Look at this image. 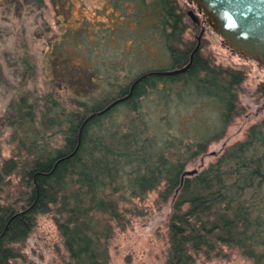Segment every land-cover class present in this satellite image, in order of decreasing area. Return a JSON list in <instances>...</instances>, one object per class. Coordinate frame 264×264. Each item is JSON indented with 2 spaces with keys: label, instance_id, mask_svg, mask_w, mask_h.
<instances>
[{
  "label": "trees",
  "instance_id": "16d2710c",
  "mask_svg": "<svg viewBox=\"0 0 264 264\" xmlns=\"http://www.w3.org/2000/svg\"><path fill=\"white\" fill-rule=\"evenodd\" d=\"M110 4L114 24L101 27L96 41L86 43L85 59L78 62L74 56L75 40L89 37L86 30L68 31L48 53L51 68L73 93V107L66 109L51 92L43 103L22 93L9 104L12 115L4 116L3 126L16 146L0 161V264H15L17 244L33 231L37 216L48 212L63 238L66 264H109V238L123 220L120 202L160 186L163 200L172 198L165 264H194L201 257L224 254L225 248L264 264V116L208 166L186 168L210 140L223 136L239 112L245 72L216 64L199 47L184 71L137 80L150 71L183 68L197 42L184 43L186 26L178 0ZM131 20L147 23V34L160 38L166 56L158 66L133 71L137 61L102 54L113 44L110 40L125 39ZM22 62L24 70L34 69L27 57ZM121 68L129 73L122 75ZM1 76L0 63V85ZM93 84L114 89L89 103ZM257 92L264 95V83ZM195 103L213 107L217 123L185 140L191 132L174 134L170 113L177 104ZM55 134L61 138L58 147L50 145ZM14 177L18 180L12 191L3 194Z\"/></svg>",
  "mask_w": 264,
  "mask_h": 264
},
{
  "label": "rangeland",
  "instance_id": "374dc122",
  "mask_svg": "<svg viewBox=\"0 0 264 264\" xmlns=\"http://www.w3.org/2000/svg\"><path fill=\"white\" fill-rule=\"evenodd\" d=\"M43 1L44 4L39 5L37 0H0V161L8 158L16 146V141L3 123L6 122L5 115H12L9 104L22 93L30 94V99L38 100L39 103L41 100L43 103L44 96L51 92L54 96L61 97L66 109L73 107V93L66 89L61 74L58 72V76L51 68L48 53L53 44L60 41L68 31L78 33L86 30L89 37L83 41L75 40L78 49L74 58L81 62L86 58L87 44L96 41L94 38L101 27L113 26L116 19L112 14L110 0H67L63 5L60 0ZM178 3L186 26L184 43L200 41L201 52L205 56H211L216 64L245 72V79L238 91L239 112L228 124L222 137L210 140L206 151L188 162L187 170L193 171L208 166L230 145L243 140L249 126L264 116V95L257 92V86L264 83V65L228 46L206 22L205 16L193 2L178 0ZM127 27L125 39L110 40L113 44L102 54L107 55L106 59L117 54L121 61H137L133 71L147 65L158 66L166 56L160 38L156 34H147V23L138 24L131 20ZM101 48L97 47V50ZM69 52H72L71 49ZM25 57L30 60V67L34 65V69L24 70L22 60ZM119 72L124 75L129 73V68H121ZM112 89V85L93 84L86 101L91 103ZM170 115L175 123L174 134L181 137L185 136L186 131L191 132L190 137L185 140L192 139L194 133L205 132L207 128L211 130L217 123L213 107L207 104H177ZM50 139L52 147L61 144L59 134L52 135ZM17 180L14 177L3 194L11 192ZM161 188L162 186L148 192L144 197L120 202L123 220L121 224L114 226L109 238V264L166 263L172 198L163 200L160 196ZM54 217L52 212L37 216L33 231L26 240L17 244L15 264L67 263L68 254ZM224 250V254L220 256L209 259L201 257L194 264H253L252 260L237 249Z\"/></svg>",
  "mask_w": 264,
  "mask_h": 264
},
{
  "label": "water",
  "instance_id": "95a60500",
  "mask_svg": "<svg viewBox=\"0 0 264 264\" xmlns=\"http://www.w3.org/2000/svg\"><path fill=\"white\" fill-rule=\"evenodd\" d=\"M190 1L203 13L206 22L228 46L243 56L255 59L259 64L264 65V0ZM200 36H198L199 40ZM199 45L200 41L195 46L189 63L183 68L150 71L138 77L137 80L148 74H175L184 71L191 64L193 53ZM125 98L126 96L115 99L98 113L104 112ZM94 114H90L84 123Z\"/></svg>",
  "mask_w": 264,
  "mask_h": 264
}]
</instances>
